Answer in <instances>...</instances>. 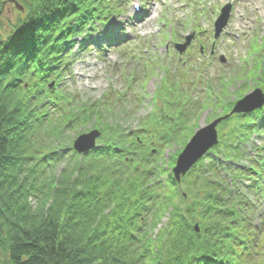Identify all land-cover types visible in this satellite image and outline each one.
<instances>
[{"label": "trees", "instance_id": "trees-1", "mask_svg": "<svg viewBox=\"0 0 264 264\" xmlns=\"http://www.w3.org/2000/svg\"><path fill=\"white\" fill-rule=\"evenodd\" d=\"M9 1L0 0V11ZM22 5L16 23L8 30L0 27V264H264V218L255 225L248 200L255 198L254 187L230 183L226 176L244 179L242 171L234 177L231 168L209 160L175 191L170 176V186L159 178V152L152 154L144 131L123 134L119 125L106 123L107 116L129 112L128 100L78 101L60 88L68 70L61 58L65 49L87 24L108 20L120 0H24ZM84 39L82 49L89 42ZM160 68L175 90L172 68L160 61L143 66L148 72ZM230 72L225 86L244 82L238 99L248 93L250 81L264 82V69L256 65ZM227 87L216 99H205L201 109H222ZM133 101L135 114L141 104ZM228 112L211 114L209 123ZM263 114L225 123L226 159L245 158L238 140L259 132L249 123ZM160 117L157 125L166 130H158L162 148L185 147L188 120L179 119L177 129ZM94 121L109 133L102 138L105 148L76 154L66 134ZM118 147L123 149H113Z\"/></svg>", "mask_w": 264, "mask_h": 264}, {"label": "rangeland", "instance_id": "rangeland-1", "mask_svg": "<svg viewBox=\"0 0 264 264\" xmlns=\"http://www.w3.org/2000/svg\"><path fill=\"white\" fill-rule=\"evenodd\" d=\"M22 1L24 0H19L18 5L22 8ZM224 1L226 0H220L218 1V9L219 6L224 5ZM201 0H193L191 2L192 5H190L188 8H185L184 10H178V5L179 1L178 0H144V5L146 10H148V16L144 21H142L140 24L132 26L135 21H132L133 23H129L126 25L129 27L126 29V36L129 37L131 44L129 45V49L131 52L128 51L127 55H130V53L133 54V50L136 49V44L140 43L142 48L140 51L147 49L146 54L149 56H155L157 58H164L168 55H172L174 57V49L173 45L170 44L171 41L168 42V46L170 47V52L169 54H165L164 52V47L167 46H162L160 42V38L162 36L166 35H173L179 33L181 37H185L183 34L186 35V37H193L192 42L195 44V40L198 38V35L196 32H194V29L197 25L201 26V28L206 31L204 34V39L207 38H213V28H214V21L216 20L217 16L219 13L217 11H210L208 8V14H205V20L200 23V21L195 19L197 22L194 24H191L188 27V29L183 30V28L180 26V23L182 22H189L191 17H196L195 13L197 11L198 5L201 3ZM210 2V0H209ZM256 2V3H255ZM251 3L253 4H246V0H238L237 2V12H242L245 15H242L241 18L234 17L233 18V28L234 32L240 33L242 35V38L240 40H234V39H227L223 40V42H217L215 43L214 40H210V46L208 50L206 51L207 54L208 52L214 51V55L209 54L212 58V67H208L205 62L202 60L198 61L199 63L203 64L205 63V67H202V72L206 73L207 78H213L215 81V88L213 91L212 96L217 98L219 97V93L221 89H224L225 85L228 84L229 79L232 77V72H229L226 70L227 68H223L221 73L223 75V79L221 82L217 81L216 78L218 75H220V67H219V61L218 57L219 55H224L226 58L229 59L236 67L244 66V69H249V66L251 65V60L248 56L247 49L249 47V42L252 39V36L250 34H253L254 31H247L246 30V25L250 23V19L257 17L259 19V27H258V32H257V38L259 43L263 42L264 39V0H251ZM210 5H213V3H210ZM23 12V10H19L15 4L9 2H6L2 6V11H0V27L4 28V30H8L10 24H14L17 21V18L19 17L20 13ZM131 17L134 18L133 11L130 10L128 15L122 19L126 22H128ZM244 18H246V21H242ZM129 19V20H128ZM249 19V21H247ZM122 22L121 20L115 24V27L119 25V23ZM125 22V23H126ZM168 22V23H167ZM239 23V24H238ZM247 23V24H246ZM162 24H172L174 25L173 27V33H170L168 30V27L163 29ZM239 25L241 26V29L239 30ZM6 28V29H5ZM161 30V33L155 34V30ZM203 29H198V33L201 34L203 32ZM4 30H0V34H4ZM177 30V31H176ZM102 32L101 29H96L94 33H100ZM169 33V34H168ZM245 35V36H244ZM97 37L94 34V38ZM133 37L136 39L133 40ZM73 38L72 40L75 43H78L81 41L80 38ZM163 39V37H162ZM161 39V40H162ZM73 44V42L65 49V55L72 54L73 56V67L71 68L70 74L68 78V81L65 83L66 88H68L70 93L74 95V93H77L78 101H99L100 99L103 98V96L108 93L112 88H115V91L119 88H122L124 86V78L122 74L125 72L128 75L134 76L133 71L131 73L130 69L135 67V64L129 60L128 56H125L121 53L119 50H112V51H107L104 54H98L95 50H85L80 48L81 46L79 44ZM145 44V45H144ZM256 42L252 43V45H255ZM149 45V46H148ZM215 45V46H214ZM214 46V48H213ZM94 47V46H93ZM80 48V49H79ZM213 49V50H212ZM97 50V49H96ZM264 51V50H263ZM251 54H255L252 53ZM66 56L61 58L63 60V64L65 67H67L68 62L70 59L65 58ZM177 57V56H176ZM64 58V59H63ZM199 58L197 57V60ZM248 62V64H247ZM256 67L260 70L262 68L264 69V58H258L256 62ZM248 67V68H247ZM254 68V67H253ZM252 68V69H253ZM237 69V68H236ZM235 69V70H236ZM151 70V69H150ZM224 70V71H223ZM66 72L67 73H69ZM140 73V78L139 80H135L136 83L139 85L138 87V92H145L147 93V98L145 101V105L150 104L151 98L154 96V93L156 89H158V86L163 80V74L162 72H148L146 69H138ZM198 70L191 72L192 75L195 77L196 72ZM136 72V71H135ZM165 72V70H163ZM225 72V75H224ZM232 73V74H231ZM68 75V74H67ZM64 78L67 80L66 76H62L61 79L64 80ZM200 81L201 78L199 77ZM261 77H258L256 80L257 82H251L248 83V95L253 94V91H255V88L258 86V83L260 81ZM259 80V81H258ZM198 81L199 83H201ZM163 85V83H162ZM62 86V83H61ZM167 86V84H166ZM193 86V85H191ZM244 87V82H239V83H234V81H231L230 84L228 85L227 88H229L230 94L223 98V102L221 104L222 109L218 110H213L212 106L209 110H202L200 109V105L194 110V113L191 115V118L187 123L185 124L186 130L189 131L190 129V139L193 137L195 132L201 128H205L208 124L210 119L211 114H216L219 112V114H222V112L225 111L226 108L230 109L234 104L232 102L236 103L239 97L238 92L243 90ZM204 89H201L200 91L198 90V102L199 104L202 103L203 99L205 96H201V94H204ZM201 92V93H200ZM246 95V96H248ZM75 96V95H74ZM201 98V99H200ZM83 99V100H82ZM232 104V105H231ZM132 103L130 104V107L127 109L126 114L124 113L122 116H110L106 117L107 122L109 125H119L123 129L126 130H132L134 131L136 128H138V125L141 124L143 121V117L148 115L150 112V107H140L135 114H133V109L132 108ZM161 105V103H160ZM212 105V104H211ZM231 105V106H230ZM223 110V111H222ZM135 111V110H134ZM222 111V112H221ZM198 112V113H197ZM197 113V114H196ZM156 112H154V115ZM152 117H150L151 119ZM105 119V120H106ZM210 119V120H209ZM147 121V120H146ZM97 124L95 121L89 125V123L84 126L82 125L80 128H77L76 131L70 132L69 134H66L67 140L73 144V142L79 138V136L83 134H88L91 130L95 129L94 127ZM94 126V127H93ZM218 132L223 133V126L220 125L218 127ZM189 139V138H188ZM189 139V140H190ZM260 138L253 136L252 139L249 141V144L253 146V144L257 145L258 147H261L262 142L259 140ZM188 140V141H189ZM183 146H180V144H170L167 148L164 149V154H158L157 159L155 160L156 163L155 167L158 169H162V176H159L160 179L165 181V184L169 185L167 182L169 175H172V168H174V163L176 161V158L178 155L183 151ZM212 157V160L217 161L219 163H224L223 156L221 153H215V154H210ZM233 165L232 163H227L226 165ZM204 164H202L203 166ZM62 169V166H58L56 169V172L59 173ZM172 178V177H171ZM182 183V182H181ZM183 184H176L175 191H179L182 188ZM170 186V185H169ZM166 195L168 196V199L173 194L172 190H168L165 192ZM167 222V219L165 218L163 220V224ZM157 231L150 232V233H157Z\"/></svg>", "mask_w": 264, "mask_h": 264}, {"label": "water", "instance_id": "water-1", "mask_svg": "<svg viewBox=\"0 0 264 264\" xmlns=\"http://www.w3.org/2000/svg\"><path fill=\"white\" fill-rule=\"evenodd\" d=\"M19 0H11V3L15 4L19 10L22 8L18 5ZM1 14V13H0ZM258 95V98L262 99L259 104L253 105V99ZM264 103V95L260 91H257L252 96H248L246 99L238 103L237 107L233 111L235 112H249L255 108L261 107ZM222 119L215 121L210 126L202 129L197 133V135L192 139V141L187 146L186 150L179 157L178 166L174 170L176 179L179 180L181 175H185L192 166L204 155L207 151L217 144V133L216 126L221 122ZM98 137L97 133H91L90 135L82 136L75 143V148L79 152H86L95 146V140Z\"/></svg>", "mask_w": 264, "mask_h": 264}]
</instances>
